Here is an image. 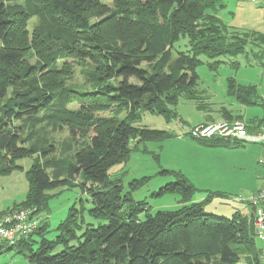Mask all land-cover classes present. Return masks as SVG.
<instances>
[{"label":"trees","instance_id":"1","mask_svg":"<svg viewBox=\"0 0 264 264\" xmlns=\"http://www.w3.org/2000/svg\"><path fill=\"white\" fill-rule=\"evenodd\" d=\"M111 1L114 9L97 0H0V100L4 99L0 104V174L18 168L17 160L36 156L27 173L26 200L1 215L13 209H34L42 217L50 199L46 192L70 187L83 176L90 183L87 189L81 184L92 199L89 215L97 222L83 229L73 207L54 239L47 238L45 218L34 234L16 246H0V254L16 249L35 264H261L253 217L239 211L230 218L204 211L208 202L227 197L222 192H208L203 202L195 203L197 189L190 180L165 170L162 174L174 176L176 182L161 188L157 196L179 193L182 206L152 215L146 202L136 203L130 193H123L121 181L109 177L113 166L129 159L133 142L137 150L173 136L141 127L144 113L171 122L181 98L199 102V109L204 107L197 89L202 55L211 60L244 55L248 48L257 47L256 36L229 27L219 18L225 8L223 0ZM33 17L39 24L31 42L28 22ZM91 19L96 20L92 23ZM181 38H188V50L179 52L171 64L174 44ZM257 39L264 43L263 36ZM30 50L39 57L35 64L25 62ZM64 54L95 64L97 89L80 92L65 86L64 70L56 66ZM234 87L231 81L230 93L242 105L259 103L256 86ZM72 104L78 108H71ZM115 106L119 113H126L124 119L96 118L113 112ZM223 118L238 120L229 111ZM260 123L244 124L248 132L256 133L264 127V120ZM43 124L69 129L64 146L73 163L66 165L63 156L55 155V141L46 131L40 132ZM87 128L94 135L73 153L77 130L84 135ZM195 141L202 146L237 147L219 139ZM142 184L137 182L133 190ZM143 210L145 219H141ZM253 253L255 261L241 262L242 256Z\"/></svg>","mask_w":264,"mask_h":264},{"label":"rangeland","instance_id":"2","mask_svg":"<svg viewBox=\"0 0 264 264\" xmlns=\"http://www.w3.org/2000/svg\"><path fill=\"white\" fill-rule=\"evenodd\" d=\"M101 4L107 5L110 9H114L111 0H97ZM225 8L220 11L219 18L229 27H236V21L240 20V16L244 18L251 17L252 10L255 7H251L255 4L252 0H223ZM106 7V6H105ZM107 7V8H108ZM108 8V9H109ZM133 18V17H132ZM96 19H91L93 23ZM161 24V20L158 21ZM235 23V24H234ZM39 24V19L33 17L28 22V31L30 34V40L33 41V34L35 27ZM258 45L260 41L256 37L253 38ZM188 38H181L174 44L172 50V61L177 58L179 52H185L188 50ZM1 48V44H0ZM264 49H257L251 47L247 49V53L238 57H221L217 59H209L207 56L202 55L199 59L201 64L197 68L198 75V91L200 94V103L204 106L202 109L197 107V101H190L181 98L175 108L177 117L171 122H167L162 116L151 113H144L142 115L141 127L148 129L165 130L173 134L171 138L166 139L162 143L150 142L146 145H141L137 150L134 147L133 142L130 145L131 154L126 162L119 163L113 166L109 171V177L111 180H119L123 186V193L126 195L130 193L131 198L136 202H146L149 212L154 215L159 211H175L182 206V197L179 193H168L163 196H157L160 189L169 183L176 182L174 176L168 174H162L163 171H175L183 174L189 180V169L193 174V182L197 191L193 196L195 199H206L210 192H220L217 190L209 189L202 183L203 177H206V168L203 166V154L201 151L189 152V142H192L195 146L203 148V150H216L218 147H209L199 145L189 135V131L192 127L201 125L207 120H213L209 124L218 123L217 120H222L225 114L231 112L232 115L241 116L244 120L249 117H262L264 115V108L262 106H245L242 105L236 99V95L230 93V82L233 81L235 87L237 85H254L258 89V94L264 97ZM257 53V54H256ZM38 55L35 50H30L26 55L25 62L35 64L37 62ZM218 62L213 68L210 64ZM58 68L64 70L65 86L70 90H77L80 92L95 90L98 85L94 82V75L97 74V67L90 60L84 57H71L68 55H60L56 62ZM234 87V88H235ZM12 92V88H9V94ZM4 100V99H3ZM3 100H0V104ZM71 108L77 109L78 105L72 104ZM119 107L115 106L113 112L118 110L117 113L102 112L96 116L99 118H110L115 116V119H124L126 113L120 111ZM121 110V109H120ZM45 112L39 115L41 117ZM114 114V115H113ZM237 119L238 117H233ZM214 122V123H213ZM21 123H17L20 126ZM205 124V123H203ZM42 131H46L48 135L53 138L56 144V156H63L66 165L72 162V156L65 154L64 142H67L69 137V129L64 126L63 128L53 127L48 124H43ZM89 128L85 129L88 130ZM82 130V129H80ZM45 132V133H46ZM27 134L25 133L23 137ZM94 133L90 129L86 134H82L77 130L78 141L74 144V152H77L82 148L83 144L89 143L88 138L93 136ZM37 140V139H35ZM69 141H73L70 137ZM63 142V143H62ZM53 144V143H51ZM201 146V147H200ZM53 155H50L52 157ZM39 157V156H38ZM189 158L191 166L189 168ZM36 156L20 159L16 161L18 168L14 169L9 174H0V215L13 207L16 204H22L29 191V182L27 173L35 163ZM73 163V162H72ZM147 179L146 181L144 179ZM207 179V178H206ZM144 180V181H143ZM137 182H143V184L133 190V185ZM85 184L86 189L90 187V183L87 182L83 176H80L74 184L70 187H60L55 189H49L46 194L50 198L48 201V210H44L41 220L47 219L48 221V239H54L57 235V228L61 222H63L69 215L70 210L75 207L78 211L81 220L79 223L83 229L89 227L91 223L97 224V222L90 217L89 210L93 207L92 199L88 195L87 191L81 186ZM209 192V193H208ZM244 193H237L234 198H245ZM215 200V199H214ZM208 202L204 211L209 214H215L222 217H232V214H225V211L220 209H226L224 206L215 208V201ZM146 208L145 206L143 207ZM144 211V210H143ZM146 211L141 213V219H145ZM247 217L254 216L252 212L246 214ZM256 249L262 248V243L256 239ZM37 244L34 243L33 249L37 248ZM16 249L5 250L0 254V264H35L31 262L27 254L18 253ZM256 254H248L241 257L242 263L248 261H255Z\"/></svg>","mask_w":264,"mask_h":264},{"label":"crops","instance_id":"3","mask_svg":"<svg viewBox=\"0 0 264 264\" xmlns=\"http://www.w3.org/2000/svg\"><path fill=\"white\" fill-rule=\"evenodd\" d=\"M251 7H255V10H252V16L248 18L240 16V20L235 22L237 26L234 28L239 29L241 32L254 34L257 38L259 36L264 37V0H259L258 4L255 6L253 4ZM256 46L258 47H256L257 49H264V43ZM258 98L259 103L251 106L260 105L264 108V97L258 94ZM232 116L238 117V121L245 124L260 123V121L264 120V115L262 117H249L246 120L241 116ZM222 121L226 120H217V122ZM236 146L234 148L218 147L216 150L206 151L189 142V152L199 150L204 156L203 166L206 168L207 176L203 177L202 183L206 185L205 187L220 191L227 196L226 198H216L214 200V207H226V209H220V211H225V214L233 215L239 211L246 215L249 212L253 213V209L246 202L238 201L237 198H234V195L244 193L245 196H248L257 193L264 186V167L259 163V158L264 151V147L255 143H239ZM190 166L191 162L189 158V168ZM189 180L192 182L195 180L190 169ZM204 200L203 197L195 200L193 198V202L195 203H201Z\"/></svg>","mask_w":264,"mask_h":264},{"label":"built area","instance_id":"4","mask_svg":"<svg viewBox=\"0 0 264 264\" xmlns=\"http://www.w3.org/2000/svg\"><path fill=\"white\" fill-rule=\"evenodd\" d=\"M258 2L259 0H252ZM189 135L194 140L219 139L231 143H255L264 147V127L256 133L248 132L244 123L222 121L192 127ZM264 167V151L259 158ZM238 201H244L254 211L255 237L262 243L260 262L264 264V186L257 192ZM34 209H13L0 216V246H16L20 240L34 234L41 225V216Z\"/></svg>","mask_w":264,"mask_h":264}]
</instances>
